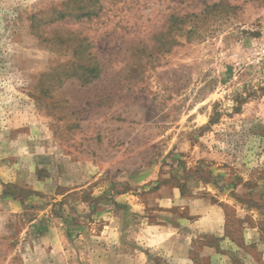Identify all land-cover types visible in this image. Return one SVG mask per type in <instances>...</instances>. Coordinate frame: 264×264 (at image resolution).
Wrapping results in <instances>:
<instances>
[{"label": "rangeland", "instance_id": "1", "mask_svg": "<svg viewBox=\"0 0 264 264\" xmlns=\"http://www.w3.org/2000/svg\"><path fill=\"white\" fill-rule=\"evenodd\" d=\"M90 62L92 83L55 86ZM164 186L180 204L148 206ZM40 244L60 264H264V0H0V264Z\"/></svg>", "mask_w": 264, "mask_h": 264}, {"label": "crops", "instance_id": "2", "mask_svg": "<svg viewBox=\"0 0 264 264\" xmlns=\"http://www.w3.org/2000/svg\"><path fill=\"white\" fill-rule=\"evenodd\" d=\"M181 199H182V197L178 193V191L171 189L167 186H164V188H162L161 190L153 192L152 194H150L148 196V203H149L148 206H157V207L169 208V207H171V205H174V204L179 205ZM181 204H183V201ZM193 213L195 215L199 216L201 212L199 211V209H195V211ZM173 229H174V227H170L166 224L163 227L158 228L157 237L159 238V243L161 244L160 246H162L163 249H164V245L166 246L165 242H170V243L174 244L173 243L174 240H172V239H175L176 233L173 232ZM177 231H178V228H177ZM54 248L55 249H53V250H51L49 247H48V249H43L42 244L39 245V249H42L41 254L43 252H44V254H46V252H49V253L51 252L52 254H54V256H58L59 258H62V253L60 252V246L55 245ZM166 248L167 249H166V253H165V259H167L166 257H169L170 260L173 261L174 258H172V257L174 256L176 258V260H179L180 258L183 259V257H185V255H187L185 253V251H183V248H182V250L177 249L178 253H175L174 249H172V247H166ZM170 249H171V252H168ZM68 254H70V252H65V255H66L65 258H66V260L70 261L72 258ZM48 256L46 254V258H49L50 260L48 259V260L43 262V261H41V259H37L36 261H34V259H33V261H31V262H32V264H51V262L54 259L51 258L52 257L51 255H48ZM58 257H57V259H55V262L53 261L54 264H60V263H58L59 261H57ZM47 261H48V263H47ZM132 261L134 264H137L135 259ZM64 263L67 264L66 261H64ZM184 263H185V261H184Z\"/></svg>", "mask_w": 264, "mask_h": 264}, {"label": "trees", "instance_id": "3", "mask_svg": "<svg viewBox=\"0 0 264 264\" xmlns=\"http://www.w3.org/2000/svg\"><path fill=\"white\" fill-rule=\"evenodd\" d=\"M216 5L217 4H215L214 6ZM91 10H92L91 7L86 6V4L81 5L79 9L80 13L79 15H76V18H83V17L91 18L97 16V12H93ZM66 14L70 15L67 12ZM63 16L65 17V15ZM82 64H84V67H79L78 65H75L73 63L65 65L62 72L58 74L56 77H53V81L55 82L56 80L55 86L61 87L65 82L72 79L78 80L82 85H87L92 83L94 80H96L102 73V68L100 67L98 62L95 63L90 62V63H82ZM45 92L47 93L49 91L45 89ZM58 106L60 107V105ZM72 115H74V113H72Z\"/></svg>", "mask_w": 264, "mask_h": 264}]
</instances>
